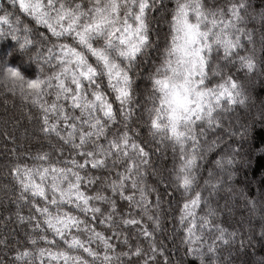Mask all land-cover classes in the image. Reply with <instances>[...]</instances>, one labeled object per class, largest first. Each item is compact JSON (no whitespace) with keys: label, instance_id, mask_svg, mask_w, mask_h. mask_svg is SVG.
Wrapping results in <instances>:
<instances>
[{"label":"snow or ice","instance_id":"snow-or-ice-1","mask_svg":"<svg viewBox=\"0 0 264 264\" xmlns=\"http://www.w3.org/2000/svg\"><path fill=\"white\" fill-rule=\"evenodd\" d=\"M153 9L164 10L163 45ZM257 17L264 53V10L251 0H0V88L31 105L46 142L0 161L11 177L0 223L19 226L0 238V264H172L157 242L165 216L184 233L186 255L231 264L219 253L238 232L218 220L230 206L211 198L232 191L239 153L227 144L206 176L200 162L225 135H248V124L225 127L222 113L248 108L244 81L264 75L249 28ZM249 117L264 121V100ZM169 146L170 168L153 159ZM247 206L256 213V200ZM259 211L264 239V201Z\"/></svg>","mask_w":264,"mask_h":264},{"label":"trees","instance_id":"trees-1","mask_svg":"<svg viewBox=\"0 0 264 264\" xmlns=\"http://www.w3.org/2000/svg\"><path fill=\"white\" fill-rule=\"evenodd\" d=\"M209 6H223L225 0H205ZM165 5L171 6L174 0H164ZM252 7L256 13L264 10V0H251ZM151 15L155 18L152 22V29L160 33V44L163 45V33L168 30V25L164 22V10H151ZM255 28L254 39L256 41L257 57L264 55L260 51V38L262 26L259 18L249 24L250 30ZM153 40L157 37L154 34ZM151 55L144 65V72L153 64V58L156 52L149 50ZM223 64V61L220 62ZM225 72L228 67L223 69ZM233 74H237L236 69H231ZM239 77H243L244 73H238ZM244 86L247 88L249 96L248 108L240 105L228 113H222L223 123L225 127L236 125L237 123L248 124L249 132L244 138L224 136L225 143L220 145L219 150L210 152L206 161L200 162L203 169V175H207V169L212 166L220 152L225 150L227 144L232 143L233 147L239 153L235 156V162L232 165L233 179L230 182L232 191L221 189L219 193L214 194L211 198L213 206L223 207L226 203L230 206L231 211L223 212L219 217V221H223L224 226L231 225L229 230H237L238 236L234 244L223 247L219 253V258L224 261L225 258L231 261V264H260L264 260V239L260 236L261 213L259 211L261 201H264V121L256 120L253 123L249 117V113L255 116L264 100V75L257 71L251 82L245 80ZM23 102L18 95L13 96L11 92L0 88V161L11 159L13 149L17 155L27 153L29 150L35 153L40 143H46L37 139L38 133L35 131V121H29L28 115L31 111V105L22 107ZM223 129L212 131L208 135V140L223 134ZM239 131V129H237ZM159 157V159H157ZM157 163L166 164L169 168L173 162V149L171 146L166 149L161 148L160 152L153 158ZM227 182V178L225 177ZM151 182V180L149 181ZM11 183V177H5L0 170V189L4 185ZM201 183L203 181L201 180ZM164 187V185H161ZM207 196L208 193L205 192ZM3 192L0 191V200H3ZM154 199V197H153ZM247 199H254L257 202V211L250 214L247 206ZM166 212L170 211L167 204L162 205ZM27 212V209L24 210ZM6 215V214H5ZM243 222V226L242 223ZM19 226L14 223H8L6 226L0 223V238L7 234L17 236ZM184 233L177 231L172 224V218L165 216L163 221V230L157 234V242H163V247L167 256L172 260V264H199L197 257L186 255L187 246L182 243L181 238ZM18 238V237H17ZM244 240L243 246L241 240ZM14 242V241H13ZM7 259V257H5ZM163 257L161 258V264Z\"/></svg>","mask_w":264,"mask_h":264}]
</instances>
